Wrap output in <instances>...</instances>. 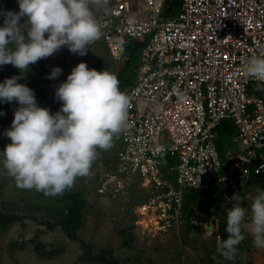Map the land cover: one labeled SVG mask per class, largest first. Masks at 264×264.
<instances>
[{
  "label": "built area",
  "instance_id": "obj_1",
  "mask_svg": "<svg viewBox=\"0 0 264 264\" xmlns=\"http://www.w3.org/2000/svg\"><path fill=\"white\" fill-rule=\"evenodd\" d=\"M171 1L109 0L108 12L94 7L102 35L85 55L63 46L47 57L74 68L101 48L125 64L129 45H144L134 83L121 89L128 127L87 180L108 197L137 182L148 188L143 208L157 214L160 229L191 224L189 189H216L231 208L229 197L243 200L254 180L264 185V89H252L264 82L245 74L246 61L264 53V0H183L169 15ZM224 121L235 127L233 145L242 144L226 160L216 143Z\"/></svg>",
  "mask_w": 264,
  "mask_h": 264
},
{
  "label": "clouds",
  "instance_id": "obj_2",
  "mask_svg": "<svg viewBox=\"0 0 264 264\" xmlns=\"http://www.w3.org/2000/svg\"><path fill=\"white\" fill-rule=\"evenodd\" d=\"M17 3L18 12L0 8V66L11 64L21 72L0 82V103L15 101L19 105L10 128L4 132L11 142L0 151V169L14 179L17 187L54 197L71 189L77 178L89 176L99 150L110 149L114 138L128 127L130 99L120 90L115 73L90 69L80 62L56 87L60 109L52 114L49 108L38 106L33 90L17 82L25 76L23 70L63 46L85 55L102 35L94 7L108 12L109 0ZM22 17H27L24 23H20ZM61 73L62 69L55 67L47 78L55 79ZM245 74L264 82V53L246 61ZM4 114L0 111V116ZM228 199L234 201L227 208L228 235L217 251L231 261L246 233L255 247L264 248V189L256 188L250 206H241L239 193Z\"/></svg>",
  "mask_w": 264,
  "mask_h": 264
},
{
  "label": "rangeland",
  "instance_id": "obj_3",
  "mask_svg": "<svg viewBox=\"0 0 264 264\" xmlns=\"http://www.w3.org/2000/svg\"><path fill=\"white\" fill-rule=\"evenodd\" d=\"M11 11H19L17 0ZM26 19L22 17L20 23ZM100 49L92 51L90 61H86L88 68L103 56ZM47 62L49 68L58 67ZM62 65L64 72L60 80L73 69L70 65ZM25 73L26 69L22 74ZM20 75V70L6 71L0 75V82ZM56 87L58 84L48 93L51 99L55 96ZM18 107L15 101L11 106L0 103V111L5 113L0 116V131L10 128L14 110ZM10 142V138L0 135V151ZM241 145L240 149L234 145L237 150L230 147L228 150L237 152ZM257 187L260 188L257 184L248 189L241 202L242 207L250 206ZM74 189L85 195L88 201L85 225L78 231L81 242L70 239L62 226L56 225L61 214L72 206L71 199L63 194L44 196L35 190L19 188L14 179L0 169V214L23 218L7 227L0 223V264H98L83 260L88 248L82 242L90 245L93 254L103 249L113 252L120 264H222L223 257L217 248L223 240V224L211 212L213 207L207 209L202 203L190 204L194 211L189 220L191 224L160 229L157 214L143 208L150 191L138 182L118 197L98 194L96 181H88L87 177L77 178ZM53 224L55 227L51 228ZM37 243H43L47 251L60 252L52 259L39 258L35 252ZM237 248L235 258L228 264H264V248L255 247L250 234H245Z\"/></svg>",
  "mask_w": 264,
  "mask_h": 264
},
{
  "label": "trees",
  "instance_id": "obj_4",
  "mask_svg": "<svg viewBox=\"0 0 264 264\" xmlns=\"http://www.w3.org/2000/svg\"><path fill=\"white\" fill-rule=\"evenodd\" d=\"M16 0H0V8L5 11H11L14 7ZM183 0H172V7L167 9V14H174L181 6ZM3 25V17H0V26ZM144 45L139 42H132L129 45V51H131V55L129 60L125 64H120L113 60L108 55L103 54L100 59H97L94 63L91 64L90 69H95L97 71L107 70L109 72H113L117 75L120 82V90L134 83L136 76V69L138 66L139 59V51L141 47ZM47 58H41L35 64H30L29 69H26L25 76L21 79H18V83L26 84L29 88H31L35 94V99L37 101L38 106L46 107L50 109V112L54 114L57 112L61 103L55 96L51 99L48 96V93L52 91L53 86L55 84H60L64 82L67 76L71 72H66L63 80H60L61 75L55 79H48L47 76L50 75L52 68L47 66ZM90 61L88 57V62ZM56 65L63 70V65L61 62L56 63ZM121 66V67H119ZM19 70L13 67L11 64L0 66V75L9 70ZM118 71H117V70ZM116 70L117 72H115ZM62 74V73H61ZM47 84L45 87L44 85ZM264 89L263 84H253L252 89ZM6 106L12 105L11 103L5 102ZM5 130L0 131V135H4ZM216 143L219 147V150L222 153V156L225 159V153L230 148H237L232 143V138L235 135V127L230 121H224L216 130ZM230 147V148H229ZM103 158H107V154L104 150H101L98 159L94 162L96 163ZM259 182L261 180H254L249 186V189L254 187L255 185H260ZM261 189H264V185L261 184ZM248 191V190H247ZM247 193V192H246ZM64 197H67L72 200L73 204L66 210V213L63 212L61 217L58 219L56 225L62 226V228L66 231L67 236L74 240L80 241L81 239L78 237V231L81 230L85 225V207L88 204L86 196H82V194L74 189V186L71 189L66 190L63 193ZM185 201L188 207H191L190 204L193 203H202L206 205V208L213 207L214 210L211 211L214 213L220 220L222 221L223 226L221 227V232L223 239L227 237L226 233V214L227 208L223 204V200L219 192L215 189L212 191H203L199 189L187 190L184 194ZM221 210V211H220ZM194 213L193 207L190 209L189 218H191ZM23 218L18 215H9V214H0V223L3 227H7L9 224L18 222ZM51 228L55 227V224L50 225ZM188 227V225H187ZM84 247H87L88 250L83 255V260L90 263H98V264H120L119 260L114 257L113 252L108 251L106 249L101 250L97 254H93L90 245L82 242ZM35 252L39 258H48L52 259L55 255H57L60 250H46V246L43 243H37L35 246ZM222 264H228V260L223 259Z\"/></svg>",
  "mask_w": 264,
  "mask_h": 264
}]
</instances>
